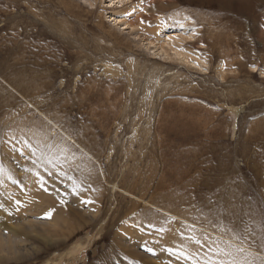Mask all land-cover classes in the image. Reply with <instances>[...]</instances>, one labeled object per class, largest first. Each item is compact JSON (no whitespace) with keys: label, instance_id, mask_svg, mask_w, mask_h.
Masks as SVG:
<instances>
[{"label":"rangeland","instance_id":"1","mask_svg":"<svg viewBox=\"0 0 264 264\" xmlns=\"http://www.w3.org/2000/svg\"><path fill=\"white\" fill-rule=\"evenodd\" d=\"M222 261L264 264V0H0V264Z\"/></svg>","mask_w":264,"mask_h":264},{"label":"bare ground","instance_id":"2","mask_svg":"<svg viewBox=\"0 0 264 264\" xmlns=\"http://www.w3.org/2000/svg\"><path fill=\"white\" fill-rule=\"evenodd\" d=\"M111 2H112V0H110ZM127 1L128 0H117V4L118 5H122V3H127ZM114 2V1H113ZM112 5H114V4H112ZM117 14L119 15V17L121 16L122 17V15H120L121 14V12L119 11V12H117ZM116 16V17H115ZM111 17H113V22H115V23H121V26H124L125 28H127L125 25H126V23L125 22H123L121 19H119V17L117 16V15H113V16H111ZM119 19V20H118ZM128 26V25H127ZM174 43V42H173ZM145 46L147 45V44H144ZM150 45V44H149ZM149 47V46H148ZM157 47V46H156ZM156 50H155V53L157 52V53H161L162 55H165V56H167V52L162 48V47H157V48H155ZM172 50V49H171ZM173 53H174V57H178V58H181V59H183L184 57L182 56V54L181 53H179V52H177V50L175 51H173ZM183 57H181V56ZM32 190V189H31ZM33 192H35V191H33ZM4 197V196H3ZM34 197H36V199H40V200H43V197H42V195H40V194H36V192L34 193ZM9 199V198H8ZM35 207V206H34ZM9 209H11V208H9ZM39 210H41V209H39ZM34 212H35V209H34ZM38 212V211H37ZM40 214L39 215H42V214H46V212L43 210V211H41V212H39ZM38 214V213H37ZM52 219H54V217L52 218ZM17 227H18V225H17ZM20 227V226H19ZM21 228H24V227H22V225H21V227L20 228H18V229H21ZM164 238L166 239V240H168V241H171V242H173L174 240H176L175 239V236H174V234L170 231H167V233L164 235Z\"/></svg>","mask_w":264,"mask_h":264},{"label":"snow or ice","instance_id":"3","mask_svg":"<svg viewBox=\"0 0 264 264\" xmlns=\"http://www.w3.org/2000/svg\"><path fill=\"white\" fill-rule=\"evenodd\" d=\"M47 215H48V216H50V215H51V213H48ZM221 264H223V261L221 262Z\"/></svg>","mask_w":264,"mask_h":264}]
</instances>
